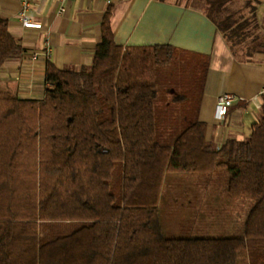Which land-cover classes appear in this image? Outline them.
Returning a JSON list of instances; mask_svg holds the SVG:
<instances>
[{
  "label": "trees",
  "instance_id": "1",
  "mask_svg": "<svg viewBox=\"0 0 264 264\" xmlns=\"http://www.w3.org/2000/svg\"><path fill=\"white\" fill-rule=\"evenodd\" d=\"M204 1L234 57L264 48L252 1L246 12ZM110 16L108 7L89 65L48 62L42 98L0 90V264H237L241 249L249 264H264V100L249 134L215 146L197 119L207 60L185 58L190 72L174 97L184 125L167 120L160 142L157 71L180 51L124 49ZM22 50L0 15V67ZM215 166L230 171V195L255 201L242 235L167 236L158 208L165 172Z\"/></svg>",
  "mask_w": 264,
  "mask_h": 264
},
{
  "label": "crops",
  "instance_id": "2",
  "mask_svg": "<svg viewBox=\"0 0 264 264\" xmlns=\"http://www.w3.org/2000/svg\"><path fill=\"white\" fill-rule=\"evenodd\" d=\"M254 4L264 37V0H254ZM18 6L19 0H0V15L23 45L20 53L9 56L0 67V90L40 99L48 62L61 69L89 65L101 37V18L110 7L113 36L124 49L170 46L195 63L206 58L197 119L206 123L208 141L218 147L230 136L243 138L251 124L260 120L264 48L255 50L251 60L234 57L207 16L204 0H67L63 12H59L60 0H33L30 12L40 27L25 26L19 20ZM46 40L51 47L49 57L42 51ZM225 91L235 98L218 119L217 97Z\"/></svg>",
  "mask_w": 264,
  "mask_h": 264
},
{
  "label": "rangeland",
  "instance_id": "3",
  "mask_svg": "<svg viewBox=\"0 0 264 264\" xmlns=\"http://www.w3.org/2000/svg\"><path fill=\"white\" fill-rule=\"evenodd\" d=\"M254 3V0H250ZM246 0H231L233 9L243 7ZM242 6V7H241ZM246 10V11H245ZM187 59L176 55L173 60L157 71V138L167 142V120L173 119L177 127H183L181 100L174 97L183 93L181 83L186 81L189 68ZM173 98V100H172ZM175 106L167 111L169 103ZM260 117V113H259ZM178 129V130H179ZM230 171L215 166L211 171L165 172L159 194V215L167 236H228L242 235L248 214L255 204L248 196L234 197L228 192ZM237 264H249L248 252L241 249Z\"/></svg>",
  "mask_w": 264,
  "mask_h": 264
},
{
  "label": "built area",
  "instance_id": "4",
  "mask_svg": "<svg viewBox=\"0 0 264 264\" xmlns=\"http://www.w3.org/2000/svg\"><path fill=\"white\" fill-rule=\"evenodd\" d=\"M65 1L67 0H60L59 12H63L65 10ZM105 1L109 3L111 0H105ZM32 2L33 0H19L17 14H18L19 20L25 26L40 27L41 23L33 19L31 12H30ZM42 51L47 57H49L50 52H51V47L47 40L44 42ZM260 94L264 95V84L262 85L260 89ZM234 98H235V95L229 91H225L217 97L216 111H217L218 119H221L223 117V115L226 113L227 107L233 103Z\"/></svg>",
  "mask_w": 264,
  "mask_h": 264
}]
</instances>
